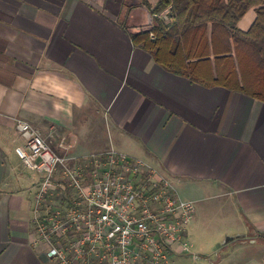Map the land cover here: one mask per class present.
<instances>
[{"label":"crops","instance_id":"crops-1","mask_svg":"<svg viewBox=\"0 0 264 264\" xmlns=\"http://www.w3.org/2000/svg\"><path fill=\"white\" fill-rule=\"evenodd\" d=\"M150 16L138 0H0V264H55L32 223L40 177L15 151L26 144L17 120L60 155L114 147L186 199L229 198L236 223L218 248L194 251V215L192 252L176 247L166 264H264V102L158 64L131 39ZM255 17L249 9L239 28Z\"/></svg>","mask_w":264,"mask_h":264},{"label":"built area","instance_id":"built-area-1","mask_svg":"<svg viewBox=\"0 0 264 264\" xmlns=\"http://www.w3.org/2000/svg\"><path fill=\"white\" fill-rule=\"evenodd\" d=\"M150 18L170 24V7ZM16 127L26 144L15 151L40 177L32 223L55 264H166L176 247L192 252L195 201L159 168L114 147L60 155L29 123Z\"/></svg>","mask_w":264,"mask_h":264},{"label":"trees","instance_id":"trees-1","mask_svg":"<svg viewBox=\"0 0 264 264\" xmlns=\"http://www.w3.org/2000/svg\"><path fill=\"white\" fill-rule=\"evenodd\" d=\"M138 2L150 15L170 7L172 21L155 20L149 29L132 33L135 46L194 83L224 87L264 102V0ZM251 8L256 17L243 31L238 23Z\"/></svg>","mask_w":264,"mask_h":264},{"label":"rangeland","instance_id":"rangeland-1","mask_svg":"<svg viewBox=\"0 0 264 264\" xmlns=\"http://www.w3.org/2000/svg\"><path fill=\"white\" fill-rule=\"evenodd\" d=\"M185 195L194 199H198L200 195L207 196V198L195 201V216L200 220V224H198L200 234L196 238L193 237L192 243L194 251L212 254V251L218 248L215 244L216 235L225 229H230L236 223L233 220L235 210L233 203L230 202L229 198L218 197L213 191L201 194L185 192ZM225 238L226 236H223L220 240L221 243L224 242Z\"/></svg>","mask_w":264,"mask_h":264},{"label":"water","instance_id":"water-1","mask_svg":"<svg viewBox=\"0 0 264 264\" xmlns=\"http://www.w3.org/2000/svg\"><path fill=\"white\" fill-rule=\"evenodd\" d=\"M231 239H232L231 237H227V238H226V241H229V240H231Z\"/></svg>","mask_w":264,"mask_h":264}]
</instances>
